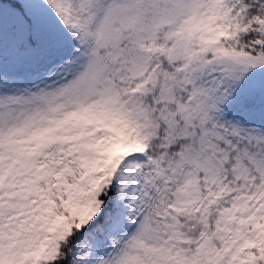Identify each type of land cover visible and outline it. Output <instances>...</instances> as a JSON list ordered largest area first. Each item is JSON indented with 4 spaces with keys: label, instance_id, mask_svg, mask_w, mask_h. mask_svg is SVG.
<instances>
[{
    "label": "snow or ice",
    "instance_id": "6c2138e0",
    "mask_svg": "<svg viewBox=\"0 0 264 264\" xmlns=\"http://www.w3.org/2000/svg\"><path fill=\"white\" fill-rule=\"evenodd\" d=\"M0 264H264V0H0Z\"/></svg>",
    "mask_w": 264,
    "mask_h": 264
}]
</instances>
